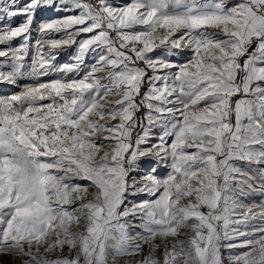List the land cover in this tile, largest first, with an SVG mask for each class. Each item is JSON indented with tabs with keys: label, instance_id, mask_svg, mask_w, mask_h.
<instances>
[{
	"label": "snow or ice",
	"instance_id": "snow-or-ice-1",
	"mask_svg": "<svg viewBox=\"0 0 264 264\" xmlns=\"http://www.w3.org/2000/svg\"><path fill=\"white\" fill-rule=\"evenodd\" d=\"M0 85V264H264V0H0Z\"/></svg>",
	"mask_w": 264,
	"mask_h": 264
},
{
	"label": "rangeland",
	"instance_id": "rangeland-1",
	"mask_svg": "<svg viewBox=\"0 0 264 264\" xmlns=\"http://www.w3.org/2000/svg\"><path fill=\"white\" fill-rule=\"evenodd\" d=\"M22 18H17L13 23H19L20 20ZM61 59H65L64 57H61ZM12 91H18V89H13L11 86H5V85H0V94H5L8 92H12ZM247 203H255V204H260L261 202H264V197H261L259 195L254 196L252 198H250L248 201H246Z\"/></svg>",
	"mask_w": 264,
	"mask_h": 264
}]
</instances>
